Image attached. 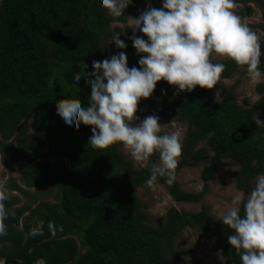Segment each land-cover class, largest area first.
Segmentation results:
<instances>
[{"label": "trees", "instance_id": "obj_1", "mask_svg": "<svg viewBox=\"0 0 264 264\" xmlns=\"http://www.w3.org/2000/svg\"><path fill=\"white\" fill-rule=\"evenodd\" d=\"M157 2L151 0L152 7L157 8ZM145 8L144 0H133L122 18L136 17ZM251 12L238 8L235 14L243 20ZM112 23L113 17L97 0H0V139L15 143L17 152L10 156L14 166L25 162L19 169L25 188L57 190L56 203L50 204L39 202L42 194H29L14 181L7 186L27 201L18 208L20 199L7 190L0 258L6 264H175L187 252L176 249L174 242L192 228L215 237L227 260L240 264L239 254L227 243L231 231L212 219L206 207L197 214L171 208L166 221L152 227L137 190L162 186L178 204L199 202L219 169L230 161L237 166L232 174L236 189L248 196L255 179L264 174V127L254 123L258 113L264 119V86L258 87L259 102L241 107L235 86L226 89L218 83L220 101L213 102L215 88L176 93L164 81L158 82L149 98H160L159 117L185 123L187 132L181 162L171 174L156 173L149 183L158 153L136 170L120 144L93 149L88 145L91 129L81 125L69 132L56 112L61 99L87 104L90 86L81 87L74 76L85 66L91 72L93 61L119 51L115 45L107 47L113 33L121 31H112ZM129 36L120 37L127 44L123 51L128 66L138 67L139 56ZM219 62L225 64L222 78L230 79L242 68L227 59ZM31 133H45L47 154L54 163L37 158L44 143ZM5 150L12 147H4L2 153ZM205 162L209 164L200 175V192H183L175 181L178 171Z\"/></svg>", "mask_w": 264, "mask_h": 264}, {"label": "clouds", "instance_id": "obj_2", "mask_svg": "<svg viewBox=\"0 0 264 264\" xmlns=\"http://www.w3.org/2000/svg\"><path fill=\"white\" fill-rule=\"evenodd\" d=\"M132 2L97 0L98 6L113 17L111 27L121 30L113 33L110 42L119 51L110 58L93 61L91 72L85 66L74 76L81 87L90 86L86 105L77 99H61L56 102V112L69 132L81 125L89 127L88 145L93 149L120 144L141 166L158 153L159 164L152 169L151 183L156 173L171 174L170 170L177 167L184 127L174 120L161 125L156 115L139 120V102L151 97L160 81L176 93H191L197 87L216 89L218 83L230 86L233 81L221 76L225 64L219 61L225 59L244 68L247 95L259 102L261 97L255 89L264 84V72L260 70L264 34L251 30L248 22L235 14V0H162L160 8L148 6L136 17L122 18ZM126 30L131 31L128 39L139 56L138 67L128 66L123 51L127 44L120 37ZM254 123L264 127L260 113ZM3 172L6 169L0 163ZM7 198L5 181L0 180V236L6 234L3 201ZM214 211L232 233L227 243L239 254L240 264H264V174L256 178L246 201L242 192H236L230 206H217ZM0 264L6 261L0 258Z\"/></svg>", "mask_w": 264, "mask_h": 264}, {"label": "rangeland", "instance_id": "obj_3", "mask_svg": "<svg viewBox=\"0 0 264 264\" xmlns=\"http://www.w3.org/2000/svg\"><path fill=\"white\" fill-rule=\"evenodd\" d=\"M146 7L152 6L151 0H144ZM236 7L233 9L235 12L238 8H250L251 16L249 18L243 19L248 22V26L251 30L257 32L258 34H264V31L260 27H264V3L260 6L253 2L247 0H235ZM162 6V0H158L157 8ZM146 9V8H145ZM124 18L128 17L127 15L123 16ZM111 30L114 29L111 27ZM131 33L130 30H126L124 37H127ZM108 43V48L114 46V44ZM264 46V41L261 43ZM217 62V61H214ZM233 83L230 86H225L220 83L224 88L228 89L233 86L236 87L235 93L237 95V101L239 106L244 107V103L248 102L250 105L255 104L256 102L251 100L247 95V81H246V72L243 68L239 69L236 73L230 78ZM264 86L260 84L256 87L255 92L261 97V94L258 91L259 86ZM217 91V95H216ZM212 101H220V91H212ZM163 104L159 97H153L141 100L138 104V110L136 115L139 117V120H143L149 115H156L159 117ZM172 120L178 122L184 127L183 141L187 132V125L177 119L168 118V117H159L161 125H167ZM35 139H39L44 143V146L41 148L37 158L43 161H49L51 163L55 162V159L50 155L48 156L47 151L49 144L45 133L35 134L31 133ZM182 141V146H183ZM4 147H12V150H5L2 153ZM120 151L125 157L126 161L136 170H141L148 165L141 166L140 163L134 161L130 155L120 146ZM17 152V148L14 142H2L0 139V163L3 164L6 172L0 173V180L5 181V187L14 181L20 188L28 192L29 194H42L39 199V202H47L50 204L56 203L57 190H49V187L43 189H28L23 186L19 178V169L25 167V162H20L17 166H14L10 162V156L12 153ZM182 156L178 158V163L181 162ZM149 161V160H148ZM159 164V158L156 165ZM209 162L201 163L194 168H183L178 171L175 181L178 184L179 188L188 194H198L201 190V172L208 166ZM237 170V166L230 161H227V165L219 169L217 173L216 181L212 182L208 186L207 194L199 201L195 203L188 204H178L174 199L169 195L167 190L162 186H150L144 185L137 190V196L142 204L146 207L145 211L149 217V225L156 227L160 223L166 221V214L171 208H175L179 211L186 212L188 214H197L202 212V209L206 207L208 209L209 216L215 221L219 222L217 215L214 209L219 206L220 208L225 207L226 205H231L232 196L236 192H240L236 189L235 183L232 178L233 172ZM256 184V179L254 185ZM9 192L13 196H16L20 199L18 208L27 201L26 198L21 196L20 193L14 192L10 189ZM248 196L244 195L246 201ZM240 207H243L241 203ZM174 247L180 251L187 252V255L183 256L179 261L174 262L175 264H233L227 260L226 256L223 254L222 250L219 248L217 239L215 237L207 236L196 229L186 228L183 233L175 240Z\"/></svg>", "mask_w": 264, "mask_h": 264}]
</instances>
